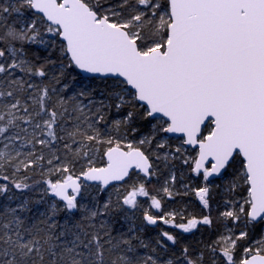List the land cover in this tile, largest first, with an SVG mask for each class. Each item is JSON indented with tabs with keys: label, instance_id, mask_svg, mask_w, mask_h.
Here are the masks:
<instances>
[{
	"label": "snow or ice",
	"instance_id": "obj_1",
	"mask_svg": "<svg viewBox=\"0 0 264 264\" xmlns=\"http://www.w3.org/2000/svg\"><path fill=\"white\" fill-rule=\"evenodd\" d=\"M0 264H264V0H0Z\"/></svg>",
	"mask_w": 264,
	"mask_h": 264
}]
</instances>
